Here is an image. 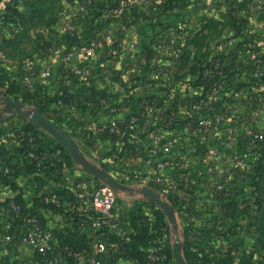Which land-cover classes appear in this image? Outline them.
I'll return each instance as SVG.
<instances>
[{"label": "built area", "instance_id": "2783aa9c", "mask_svg": "<svg viewBox=\"0 0 264 264\" xmlns=\"http://www.w3.org/2000/svg\"><path fill=\"white\" fill-rule=\"evenodd\" d=\"M95 1L75 0L69 23L64 29L69 38L81 40L82 43L61 42L55 29L45 30L41 34L43 46L39 55L24 62L25 73L20 76V84L29 93L37 92L40 83L53 76L54 64L61 63L73 83H80L82 87L78 89L77 85H72L65 96L46 103L45 116L67 134L78 136L87 144H93L99 136L111 142L123 138L136 141L149 136L153 157L170 158L161 161L159 171L145 176L142 184L157 186L168 199L183 200L177 182L187 186L203 178L207 179L208 187L205 188L223 201V206L241 197V190H248L246 185L250 184L249 176L254 171L257 157H254L253 151L264 140V127L259 124L264 112V94L257 93L251 99L258 108L251 112L249 138L243 140L246 147L242 149L240 123L233 114L237 109L235 102L222 111L211 113L210 110L220 102L226 85L223 80L224 64L219 56H215L208 66L196 74L207 83L206 88L203 86V89L198 88L201 91L194 92L197 88L193 78L181 83L183 95L190 99L189 107L194 113L190 122H181L182 134L186 136L188 131L192 139L181 141L170 136L166 124L172 120L180 86L174 81L168 61L178 53L181 43L189 41L190 34L184 27H179L156 36L150 44V54L153 55L144 58L150 75L141 81H124L121 62L139 50L141 41L138 32L149 21L147 16L168 14L172 3L167 0H122L112 4L113 0H101L102 4H94ZM20 4L22 0H0V60L7 58L6 45L22 28ZM133 12L139 13L132 17ZM104 26L111 28L112 33L106 34ZM78 54L81 60L73 65ZM254 65L251 78L264 76V57L254 59ZM111 85L120 86L123 91L116 94L115 90L109 89ZM156 85L169 89L166 93L134 99L137 91H145ZM171 86H174L173 89H170ZM256 87L264 90L258 83ZM0 97H6L1 78ZM126 108L134 112L121 117ZM95 114H100L107 122L98 124L87 121ZM80 119H84L82 124L73 125ZM227 119L230 123L226 128ZM176 121L173 122L175 125L181 124ZM19 137L27 142L21 145L20 153L15 156L20 159L23 168L21 174L30 166L35 167L36 172L51 168L53 176L59 178L60 182L56 191L43 187L35 192L33 186L26 184L18 195L20 199L13 197L2 205L1 212L8 225L0 226V241L9 246L31 248L33 256L28 264H80L86 261L89 264H104L108 257H127L130 238L126 232L125 218L118 210L119 190L101 180L95 183L93 179L70 169L67 154L60 147L40 144L43 138L41 133L21 130ZM194 154H198L201 160H194ZM201 165H204L203 168ZM168 167L173 168L179 178L164 177L162 171ZM17 168L16 164H1L0 174L7 181L11 180ZM73 188L79 196L84 197L82 206H76V201L72 199L70 192ZM35 199L39 200V204H35ZM40 203L47 208H50L48 205L53 206L54 211L70 225L77 226V232L81 234L90 227L93 230V254L90 256L87 250L77 249L63 242L59 236L49 234L37 210ZM225 221L222 216L220 224ZM174 241L172 230L162 226L151 227L145 260L151 264L170 263Z\"/></svg>", "mask_w": 264, "mask_h": 264}, {"label": "crops", "instance_id": "0c3cea01", "mask_svg": "<svg viewBox=\"0 0 264 264\" xmlns=\"http://www.w3.org/2000/svg\"><path fill=\"white\" fill-rule=\"evenodd\" d=\"M120 1L122 0H113L112 4H118ZM245 1H173L172 8L168 14L147 16L149 21L138 32L141 41L139 50L121 62L124 81L130 79L141 81L142 78L150 75V70L144 58L153 55L150 54V44L156 36L166 34L172 29L179 27H184L186 32L190 34L189 41L181 43L178 53L168 61L174 81L180 86L179 92L176 93L172 120L166 124L170 136L181 141L192 139V136L188 135V131L185 133L186 136L182 134L184 131L182 123L190 122L194 116L191 107H189L190 99L183 95L184 92L181 85L183 81H191L195 74L208 66L215 56H228L232 52L238 51V58L249 62L251 56H258L253 54V52L257 51L256 46L262 48L259 55H264V19L252 22L253 20L247 17L245 11L240 9L237 18H241L240 22H238L241 30H236L232 25L230 13L234 9L240 8V4H244ZM46 2L44 3V0H22L19 10L25 16L24 25L13 40L7 43L5 48L7 58L0 60V78L4 84L6 93L5 98L0 97V165L16 164L18 169H20V173L16 178L13 177L8 181L5 178L1 180L0 226L2 227L8 225L7 220L1 212L2 205H6L10 198L17 197L20 199L18 195L22 192L21 190L24 185L29 184L33 186L35 192H38L43 187L56 191L60 182L59 178L53 176L52 171H48V174L45 173V170L34 173L26 168L24 174H21V169L23 168L20 165V159L19 157H15L20 153L21 145L12 132L17 127L28 124L33 125V123L28 118L20 117L16 112H5L7 106L4 100L21 102L24 111L37 110L44 114L43 112L47 110L46 103L54 102L56 99L65 96L68 87L72 85H77L78 89L82 87L80 83H73L64 66L56 62L53 67V76L44 79L38 86L40 96L30 98L27 103L18 99L23 93H29L20 84V76L23 72L25 73L24 62L30 57L33 58L39 55L43 46L41 34L45 30L55 29L60 35L61 42L69 41L75 45L82 43L81 40L69 38L66 32H64L65 27L69 23V16L73 8L72 4L75 3V0H57V3L55 1L56 4H50V0H46ZM94 4H102V1L96 0ZM137 13L139 12H133L132 17H135ZM244 29L249 30L250 33H243ZM103 31L106 34L112 33V29L107 26L103 27ZM240 46H243L244 49L238 50L237 47L239 48ZM80 60L81 55L78 54L73 61V65L79 63ZM246 75V73L243 75H240V73L236 74L235 85L242 94H245L246 90L242 86L248 81V76ZM173 87L171 86L170 89H173ZM195 87L197 89L194 92L201 91L198 88H204L203 85H196ZM109 89L115 90L116 94L123 91L117 85H111ZM168 89L169 87L164 85H156L145 91H137L134 99L139 100L146 95L166 93ZM238 92L235 94L233 100L237 109L239 108L238 110L243 112L248 107L244 104V95L242 96ZM189 93L193 92L189 91ZM233 94L234 92H231L228 96L230 97ZM246 98H248L247 95ZM224 109L223 102L220 100L210 110L211 113H214ZM131 112H134V110L126 108L121 117ZM262 118L264 119V115H261L259 124L264 127V123H262L264 121H261ZM91 120L98 124L107 122L100 114L87 118V121ZM176 120L182 123L175 125ZM83 121L84 119H80L73 123V125L82 124ZM227 122H229L228 119L226 120ZM38 129L43 136L42 142H44V146H58L67 154V164L70 169L81 173L84 177L93 179L95 183H98L100 180L95 177V174L90 173L88 168L107 173L126 187L125 190H119L118 192V210L125 218L126 232L130 241L140 233L137 227L141 224L144 225V222H147L145 227L147 226L149 233H151V227L154 226H162L172 230L170 218L161 206L141 193L144 188H149L159 194L163 201H167L173 207L178 226L183 233L184 248L187 244L190 250L197 253L200 257L204 252L213 257L216 250H224L222 248H225L229 243L238 245L243 242L244 246L255 250L251 242L240 236L243 232L225 242H222L221 238L217 236L214 221L218 220L220 223L222 216L225 217L226 212L223 201L205 188L208 187L206 183L207 179L203 178V180L187 186L183 182H177L180 188L179 195L183 200L168 199L157 186L142 184V179L145 176L156 174L159 171L160 162L168 157L164 156L162 159L153 157L151 152L152 143L149 136L140 137L136 141L131 138H123L116 142H111L105 137L99 136L93 144H87L80 137L65 132L74 144L75 150H72L70 147L63 145L48 131ZM193 158H195L194 160H201L198 154H194ZM203 166L201 165V168ZM162 173L167 178L172 176L179 178L176 171L171 167L164 169ZM246 186H248V190H241V197L249 200L248 197L251 198V196L256 195V190L251 184H247ZM70 193L72 199L76 201V206H82L85 203L84 197L79 196L76 189L73 188ZM241 197L239 196L235 201H241ZM35 204H39L38 199H35ZM38 206L42 208H38ZM38 206L37 210L40 211L43 226L49 234L59 236L63 242L72 244L74 247H81L80 249L87 250L90 256L93 254V230L90 227H87L82 234L73 231L74 226L70 225L62 215H59L56 211H52L51 208L44 207L41 203ZM136 218L138 219L134 222ZM11 229L16 230V228ZM2 249L7 254H13L16 257L15 262L17 264H28V260L33 256V251L28 246H9L0 241V251ZM133 250L134 252L128 253L127 257H108L104 264H143V255L141 256V254L144 248L135 245ZM245 259L244 256L237 258L236 264L244 262ZM246 261L248 264H254L255 262L264 264V258L256 255V253L252 258L249 256ZM80 264H89V262L86 261ZM171 264H176L174 258Z\"/></svg>", "mask_w": 264, "mask_h": 264}, {"label": "trees", "instance_id": "16d2710c", "mask_svg": "<svg viewBox=\"0 0 264 264\" xmlns=\"http://www.w3.org/2000/svg\"><path fill=\"white\" fill-rule=\"evenodd\" d=\"M173 1H176V0H167L168 3H172ZM240 8L242 10L243 9H245V10L251 9L252 12L257 14V18L264 19V1L263 0H246L244 2V4H240ZM237 17H238V11L236 12L233 10L230 13V18H231L232 25L234 26V28L239 31V30H241V26L238 24V22H240L241 18H237ZM20 20H21V24L23 26L24 20H25V16L23 13H20ZM243 33L249 34L250 32H249V30L244 29ZM255 48L257 51L253 52V54L258 55V56H255L258 58L261 56V55H259V52L261 51L262 48L257 47V46ZM237 49L242 50L244 48H243V46H240L239 48L237 47ZM221 57H220V59L222 60V63L224 64V66H223V70H224L223 80H224V82H226V85H224V89H223L222 94H221V100L223 102L224 108L227 105H229L230 103L234 102L233 98L235 97V94L239 90L238 87L235 85V79H236L237 73H240V75H243L244 73H246L247 74L246 76H248V78H247L248 81H246L245 84H243V86H242V88H246V90L245 89L244 90L247 93L248 98L252 99V97L254 95H256L257 93H263L264 94V90L261 91V90H259V88L256 87V83H258L259 85L264 87V76H262L261 78H251V76H250V75H252V73L255 70V65H254V61H253L255 57L251 56L250 57L251 59L249 60V62H245L244 60H242V58L241 59L238 58V51L232 52L228 56L226 55V56H221ZM262 57H264V55ZM229 58H232V59L229 60ZM199 71H201V70H199ZM196 74L193 77V84L195 86L196 85L197 86L203 85L206 88L207 83L204 82L201 78L197 77ZM38 91L34 92V93H28V94L23 93L18 99L27 103V102H29L30 98H36V97L40 96V92H38ZM231 92H234V94L229 97L228 95H229V93L231 94ZM257 108H258V105L255 102H252V107L250 109L255 111V110H257ZM43 113L45 115H47L46 111ZM260 118H261V116H260ZM232 119L234 120V118H232ZM21 130H26L28 132L40 133L39 129L36 128L34 125H31V124L15 128V130L12 133L14 136L17 137L20 145L27 144L25 139L22 140L19 137V133L21 132ZM40 144H44V142H41ZM253 154H254V157H257V159H256V162L254 163L253 174H251L249 176L248 181L251 184V186L254 187L256 190L255 191V193H256L255 204L257 203V205L259 206V209H261L262 204L264 205V140H263V142L260 143V147L257 148V152L253 151ZM27 169L30 172L36 173L35 167L30 166ZM48 171H52V169L46 168L45 173L48 174ZM19 173H20V169L17 168L16 171L12 174V176L14 178H16L19 175ZM52 173H53V171H52ZM4 178H5V176L3 174H0V180H3ZM240 200L241 201L232 200L225 205L224 210L226 212V214H225L226 221H225L224 225H221L218 222V220L214 221L215 225H216L215 226V229H216L215 233L217 234L218 237L221 238L222 242L231 240L235 236H238L239 233L241 232L240 231L241 229L233 228V226H231V220L235 217V215L241 214L240 209L235 210V208L236 209L239 207L241 208L245 204V201H248L247 199H244L243 197H241ZM48 206L51 208V210H53V211L55 210L53 208V206H51V205H48ZM137 219L138 218L134 219V222H136ZM144 223H145L144 225L141 224L139 227H137L139 229L140 233L137 234L136 237H133L134 239H132V241H130V243L128 245V253H130L131 251L134 252L133 249H134L135 245L140 246V247L144 248L143 253L141 254V256L143 255L142 263L143 264H151L145 260V249L148 245L147 241H148V238L150 236V233H149L147 226L145 227L147 222H144ZM76 227H73V231H77L78 228L76 229ZM261 229L262 230L264 229V224H262ZM263 246H264V241H263ZM75 248L80 249L81 247L75 246ZM222 249H224V250H220V249L216 250L213 257L210 254L205 253V252L200 257L197 253L192 252L190 250V247L186 244L185 248H184V254H185L187 261L190 264H236L237 258H240L242 256H244L246 259L244 260V262H241L240 264H248V262L246 261L247 258L249 256L252 258V257H254V254H255V250L250 249L248 246H244L243 242H241V244L239 243L238 245H235L234 243H229L225 248H222ZM222 251H224V252H222ZM170 255H171V253H170ZM260 256L262 258H264V254H262ZM171 262H173V256L171 257ZM171 262L168 264H171ZM254 264H258V262H255Z\"/></svg>", "mask_w": 264, "mask_h": 264}, {"label": "rangeland", "instance_id": "374dc122", "mask_svg": "<svg viewBox=\"0 0 264 264\" xmlns=\"http://www.w3.org/2000/svg\"><path fill=\"white\" fill-rule=\"evenodd\" d=\"M50 4H56L57 0H50ZM56 1V3H55ZM46 2V0H44V3ZM43 3V4H44ZM47 3V2H46ZM237 8V7H236ZM241 8L238 9H234V11H239ZM247 15V17H249L251 20L254 21H260L262 19L257 18V14L253 13L250 10H245L243 9ZM23 27V26H22ZM262 57V56H260ZM239 94H241L242 96L244 95V104H246V106L248 108L244 109L243 112H240L238 109H236L235 111H233V114L237 116L236 120L238 119L239 123H240V127L241 129L239 132V140H240V146L241 148H245L246 146H244V139L249 138V119L252 115V109H250L252 107V102H251V98H246L247 93L245 92V94H242V92H238ZM254 97V96H253ZM252 97V98H253ZM262 115H264V112L262 113ZM261 121H264V119L262 118ZM264 123V122H262ZM229 124V122H227L226 124V128L227 125ZM260 145L256 146V149H254L255 152H257V148H259ZM248 197V196H246ZM249 200L245 201V204L240 208H235V210L240 209L241 214L239 215H235V217L231 220V226H233V228H239L241 229L240 231L243 232L240 236H242V238H244L245 240L251 242V245L254 246L255 248V253L256 255H262L264 254V246H263V241H264V229H261L262 224H264V205L262 204L261 209H259V206L257 205L256 202V196L253 195L250 197H248ZM263 203V202H262ZM225 208V206H224ZM178 235L180 237V239H183V233L179 230L178 231ZM250 245V246H251ZM6 248H8L6 246ZM16 257L13 256V254H7L3 249L0 251V264H17L15 262ZM23 264V263H22Z\"/></svg>", "mask_w": 264, "mask_h": 264}, {"label": "water", "instance_id": "95a60500", "mask_svg": "<svg viewBox=\"0 0 264 264\" xmlns=\"http://www.w3.org/2000/svg\"><path fill=\"white\" fill-rule=\"evenodd\" d=\"M4 103L7 106V109L5 110V112H9V111L16 112V114H18L20 117L28 118L35 127L48 131L50 134L56 137L63 145L70 147L72 150H75L73 142L68 137V135L65 133V131L55 122H53L50 118L45 116L44 114L38 112L37 110L24 111L23 105L21 102L4 100ZM88 171L90 173L95 174V177L97 179L108 183L110 186L118 190L126 189L124 185L117 182L107 173H103L97 170H92L89 168H88ZM141 193L151 198L158 205H160L163 211L170 218V221L172 224V232L175 236V241L172 244V254H173L175 263L176 264H189L184 255V243H183V240H181L178 235V231L180 230V228L177 223L175 211L173 207L171 206V204L168 203L167 201H163L160 198L159 194L155 193L149 188H144L141 191Z\"/></svg>", "mask_w": 264, "mask_h": 264}]
</instances>
